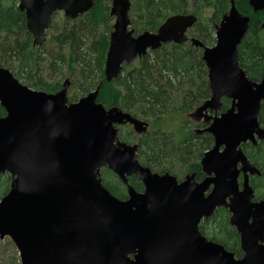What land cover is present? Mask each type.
Segmentation results:
<instances>
[{"label":"water","instance_id":"1","mask_svg":"<svg viewBox=\"0 0 264 264\" xmlns=\"http://www.w3.org/2000/svg\"><path fill=\"white\" fill-rule=\"evenodd\" d=\"M255 12L264 0H247ZM94 0H18L32 44L41 46L55 11L66 18L87 12ZM130 0H111L115 18L104 61V80L116 78L122 63L144 56L168 42L181 43L196 23L194 13L173 14L156 31L132 36ZM249 16L234 0L215 25V43L202 48L210 96L193 113L202 117L213 138L200 165L205 177L187 174L180 182L158 174L137 159V144L118 139L116 125L131 124L138 134L148 123L118 106L98 102L100 84L75 102L67 98L68 81L56 92L34 90L0 66V174L11 180L0 198V238L8 236L20 264H264V199H255L249 175L260 171L241 145L264 138L258 122L264 78L253 81L239 66L237 48ZM230 100L222 110L221 99ZM213 112V114H208ZM106 167L125 185L121 200L106 189ZM242 179L239 183V174ZM143 183L136 191L128 177ZM229 212L239 235L242 256L199 231L216 208Z\"/></svg>","mask_w":264,"mask_h":264},{"label":"trees","instance_id":"2","mask_svg":"<svg viewBox=\"0 0 264 264\" xmlns=\"http://www.w3.org/2000/svg\"><path fill=\"white\" fill-rule=\"evenodd\" d=\"M110 1L94 0L93 7L83 16L65 19L62 29L50 36L52 49L45 50L42 45L33 46L24 14L16 6L17 0H0V66L7 67L28 87L46 92L61 87L57 80L54 81L55 88L43 80L40 69L46 58L49 71L55 73L66 67L75 75L74 84L80 95L100 84L97 100L105 107L118 106L149 123L148 129L140 134L131 128L118 129L121 140L137 142L140 163L157 172L168 171L176 175L182 171L195 173L196 179L202 178L199 160L211 147L212 136L207 132L197 134L183 125L180 131L165 130V125L176 124L171 118L177 109L173 104L176 95L179 97L178 110L185 112L199 105L209 94L200 49L189 42L166 43L126 66L116 78L104 80ZM234 3L241 13L249 16L248 30L237 48L239 66L248 78L259 81L264 78V9L254 12L247 0H234ZM229 5L230 0H134L130 14L133 10L132 23L154 31L169 15L194 13L198 19L191 34L205 45H212L215 25L228 11ZM207 9L211 14L203 17ZM100 28L104 31L99 32ZM43 54L46 58L42 57ZM71 98L76 95L72 94ZM229 105L230 100L223 98L222 109ZM4 114L0 106V116ZM258 122L264 129V101ZM182 123L185 125L186 122ZM241 148L260 171L259 175L249 178L255 199H264V138L256 144L246 142ZM115 176L106 167L101 169L103 186L123 199L126 197L125 188ZM10 180L9 174H0V198L8 191ZM128 182L135 190H142L137 176L129 177ZM199 231L232 251L236 257H241L239 237L229 224L227 209L216 208L210 217L200 222Z\"/></svg>","mask_w":264,"mask_h":264},{"label":"rangeland","instance_id":"3","mask_svg":"<svg viewBox=\"0 0 264 264\" xmlns=\"http://www.w3.org/2000/svg\"><path fill=\"white\" fill-rule=\"evenodd\" d=\"M130 1H131V8H133L134 0H130ZM210 14H211V10L207 9L204 12L203 17L209 16ZM130 17L131 18L133 17V10L130 14ZM64 20H65V17L63 15L62 11H57L53 15L52 20H51V27L47 32L45 43L42 45L45 48V50L52 49L53 44H52V40L50 39V36L53 35L54 33L56 34V32L58 33L62 29ZM109 22H108V25H109ZM111 23H112V21L110 22V25H111ZM132 26L134 27V25H132ZM138 29L141 30L140 25L138 26ZM98 31L99 32L104 31V29L100 28ZM42 57H45V54H43ZM47 60L48 59L46 58L41 63L42 68L40 70L42 72L41 75H42L43 80L45 82L46 81L49 82L51 84L52 88H55L54 87V85H55L54 81L57 80L59 82V84H62L65 80H67L69 83L68 84L69 85L68 90H67V98L70 102L77 101L78 98L81 97V95L77 90V85L74 84L75 83V75L70 74V72L68 71V69L66 67L62 68L60 71L55 72V73L49 71L48 66H47V64H48ZM58 89H56V90H58ZM51 92H53V91H51ZM72 94L76 95V98H71ZM173 104L177 105V106L179 105V97L177 95L174 97ZM177 106H174L177 109H176V111H174L175 113L171 117L172 120H176V124L165 125V130H168V131L169 130H175L176 131L178 129V131H180L182 125L184 127H188L189 129H191L192 126L194 127V125L201 122L200 118L193 116V113L195 111V106L193 108H191L189 111H185V112L178 110ZM184 121L186 122L185 125H184V123H182ZM183 174H184V172L181 171L180 173H177L176 175L177 176L180 175V177H182ZM101 175H102V173H101ZM0 264H20L19 254H18V251L16 249V246L14 245V243L12 242V240L8 236H4L3 238H0Z\"/></svg>","mask_w":264,"mask_h":264},{"label":"flooded vegetation","instance_id":"4","mask_svg":"<svg viewBox=\"0 0 264 264\" xmlns=\"http://www.w3.org/2000/svg\"><path fill=\"white\" fill-rule=\"evenodd\" d=\"M18 5V0H17V4H16V6ZM17 8H18V6H17ZM18 10H19V8H18ZM90 10V9H89ZM88 10V11H89ZM130 10H131V8H130ZM20 11V10H19ZM87 11V12H88ZM20 12H22V11H20ZM57 11H55L54 13H53V15L56 13ZM87 12H85V13H83V14H80V15H78L77 17H75V18H66L65 16V19H76V18H78V17H80V16H83L84 14H86ZM23 14H24V12H22ZM108 14H109V20L107 21V24H106V27H108L107 29H108V32H107V35H108V41H109V34L111 33V31L113 30V24H114V22H115V18L114 17H112V16H110V2H109V4H108ZM53 15H52V17H53ZM197 16V15H196ZM223 16V15H222ZM24 17H25V14H24ZM52 17H51V20H52ZM168 17V16H167ZM129 19H130V28H132V30H133V32H132V36H134V37H136L138 34H140V33H142L143 31H150V32H154V31H156L157 30V28L159 27V25H158V27H156V29L153 31V30H149V29H147V28H145V27H143V26H140L141 27V30L140 29H138V26L140 25V24H136L135 22L134 23H132V18L130 17V11H129ZM198 19V18H197ZM25 20H26V18H25ZM51 20H50V25H49V29H50V27H51ZM165 20V19H164ZM163 20V21H164ZM112 21V23H111V25H110V22ZM162 21V22H163ZM108 22H109V25H108ZM161 22V23H162ZM196 22H197V20H196ZM160 23V24H161ZM132 25H134V27L132 26ZM195 25V24H194ZM193 28V27H192ZM192 28H190V29H188V31H187V33H186V35H187V39L185 40V41H183V42H189L190 44H192L191 42H190V37H195V35H193V34H191V29ZM26 29H27V27H26ZM48 29V30H49ZM48 30H46V36H47V32H48ZM28 31V30H27ZM28 33L30 34V32L28 31ZM30 36L32 37V35L30 34ZM214 37H215V31H214ZM197 38V37H196ZM46 40V39H45ZM45 43V42H44ZM43 43V44H44ZM168 43H170V42H168ZM173 43V42H172ZM214 43H215V41H214ZM213 43V44H214ZM42 44V45H43ZM166 44V43H165ZM204 44V43H203ZM212 44V45H213ZM108 45V44H107ZM164 45V44H163ZM205 45V44H204ZM34 46V45H33ZM193 47H195V48H199L200 49V57H201V60H202V48L201 47H197V46H194V45H192ZM35 47H39V46H37V45H35ZM107 48H108V46H107ZM150 50H148L147 52H149ZM106 52H107V49H106ZM146 55V54H145ZM105 57H106V53H105ZM143 57V56H142ZM142 57H140V58H142ZM140 58H135V59H133V61L131 62V63H122V69H121V71H120V73H119V75H121L122 73H123V70H124V68L126 67V66H129V65H131V64H134L135 62H136V60L137 59H140ZM203 61V60H202ZM203 63H204V61H203ZM204 66H205V64H204ZM103 68H104V65H103ZM205 69H206V66H205ZM13 74V73H12ZM207 74H208V70L206 69V74H205V79H206V81H207V83H208V79H207ZM62 85V84H61ZM208 88H209V86H208ZM32 89V88H31ZM60 89V88H59ZM58 89V90H59ZM34 90H36V89H34ZM58 90H56V91H58ZM56 91H54V92H56ZM87 93V92H86ZM85 93V94H86ZM85 94H83V95H85ZM210 88H209V94H208V96L206 97V98H204L202 101H201V103L205 100V99H207L209 96H210ZM83 95H81V96H83ZM80 98V97H79ZM78 98V99H79ZM223 98H225V97H223ZM222 98V99H223ZM222 99H221V108H220V110H219V112H218V114L222 111V110H224V109H222ZM69 101V100H68ZM70 102V101H69ZM99 102V101H98ZM200 103V104H201ZM262 103V102H261ZM199 104V105H200ZM199 105H197L196 107H198ZM230 106V105H229ZM228 106V107H229ZM195 107V108H196ZM227 107V108H228ZM105 108H109V107H105ZM120 108V107H119ZM121 109V108H120ZM226 109V108H225ZM122 111H124V112H127V113H129V114H131V115H133L135 118H137V119H140V120H144V121H146L145 119H143V118H141V117H138V116H136V115H134L133 113H131L130 111H125V110H123V109H121ZM207 113L208 114H213V112H209L208 110H207ZM197 118H200L201 119V122H199V123H197L196 125H194V127L192 126L191 127V129L190 130H193L194 132H196L197 134H200V133H202V132H207V131H205V130H201L200 132H197V130H200V129H203V128H205L206 126H207V122H205L204 121V119L202 118V117H197ZM147 122V121H146ZM148 123V122H147ZM148 126H149V123H148ZM148 126H147V129H148ZM116 128H117V136H118V129L119 128H131L132 130H133V132H135L134 131V129H133V127H132V125L131 124H128V123H125V124H120V125H116L115 126ZM136 133V132H135ZM208 133V132H207ZM136 134H138V133H136ZM118 139L120 140V141H122V142H125L126 143V141H123V140H121L120 138H119V136H118ZM213 139V138H212ZM127 144H137V142H134V143H128L127 142ZM212 145H213V142H212ZM211 145V146H212ZM137 147H138V144H137ZM211 148V147H210ZM209 149V148H208ZM207 149V150H208ZM242 149V148H241ZM206 151V150H205ZM204 151V152H205ZM137 152V151H136ZM203 152V153H204ZM202 156H203V154H202ZM202 156H201V158H202ZM201 158H200V160H201ZM248 158V157H247ZM138 159V158H137ZM249 159V158H248ZM200 160H199V163H200ZM250 160V159H249ZM139 161V160H138ZM251 161V160H250ZM252 162V161H251ZM140 163V162H139ZM253 163V162H252ZM142 164V163H141ZM254 164V163H253ZM143 165V164H142ZM255 165V164H254ZM144 166H147V165H144ZM147 167H149V166H147ZM200 167H201V165H200ZM104 168V167H103ZM150 168V167H149ZM102 169V168H101ZM101 169H100V171H101ZM151 169V168H150ZM151 171H153L152 169H151ZM201 171H202V169H201ZM153 172H156V173H158V174H164V173H166V172H168V171H164V172H157V171H153ZM113 173V172H112ZM169 174H171V175H173L176 179H177V181L178 182H180V181H182L183 179H184V177L187 175V174H192V173H184L183 174V176L182 177H180V175H175V174H173V173H170V172H168ZM202 173H203V171H202ZM114 174V173H113ZM195 174V173H194ZM115 175V174H114ZM255 175V174H254ZM131 176H134V175H131ZM131 176H129V177H131ZM250 176H253V175H249V178H250ZM128 177V178H129ZM205 177V174L203 173V177L202 178H200V179H196V174H195V180L197 181V182H200V181H202V179ZM241 179H242V173H240L239 174V178H238V181H239V183L241 182ZM119 180V179H118ZM120 181V180H119ZM121 182V181H120ZM141 182V181H140ZM122 183V182H121ZM129 183V182H128ZM130 184V183H129ZM141 184H142V190L141 191H138V192H142L143 191V189H144V185H143V183L141 182ZM122 185H123V183H122ZM124 186V188H125V191H126V187H125V185H123ZM132 186V185H131ZM133 187V186H132ZM134 188V187H133ZM137 191V190H136ZM255 195V194H254ZM118 198V197H117ZM127 198V191H126V197L125 198H123V199H121V200H124V199H126ZM120 199V198H119ZM228 211V210H227ZM203 220V219H202ZM201 220V221H202ZM231 226V225H230ZM232 227V226H231ZM234 228V227H233ZM235 229V228H234ZM236 231V230H235ZM237 233V232H236ZM238 237H239V235H238ZM239 248H240V246H239ZM228 250V249H227ZM241 250V249H240ZM242 252V251H241ZM243 254V253H242ZM235 255V254H234ZM242 256V255H241ZM236 257V256H235ZM236 258H239V257H236Z\"/></svg>","mask_w":264,"mask_h":264}]
</instances>
